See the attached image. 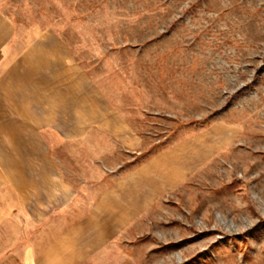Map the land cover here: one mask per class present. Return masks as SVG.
<instances>
[{"label": "rangeland", "instance_id": "1", "mask_svg": "<svg viewBox=\"0 0 264 264\" xmlns=\"http://www.w3.org/2000/svg\"><path fill=\"white\" fill-rule=\"evenodd\" d=\"M0 17L14 122L16 92L29 105L0 264H264V0H0Z\"/></svg>", "mask_w": 264, "mask_h": 264}, {"label": "crops", "instance_id": "2", "mask_svg": "<svg viewBox=\"0 0 264 264\" xmlns=\"http://www.w3.org/2000/svg\"><path fill=\"white\" fill-rule=\"evenodd\" d=\"M12 37L13 33L10 28V24L5 19L0 17V65H11L14 63V58L18 57L16 50L19 47L16 46V49L13 47L11 44L13 42ZM9 81L11 82V80ZM12 91L13 90L9 87L0 86V119L4 117V121L0 122V160L3 161V163L0 164V183L10 182L12 184V177L16 178V182H18L17 178L20 177V183H24V188H27L28 183L26 179H23L22 170L18 167L14 168L8 163L14 160H27L26 152H23L22 146L28 145V138L26 137L28 136V133H26L25 137H23L22 132L20 131V129L28 127L27 124H24L22 119L23 112H28L27 110L29 105L27 95H23V91L16 92L15 94L19 97L25 96V102L22 103L23 100H20L21 104L15 105V113H17L16 116L18 115L20 118L16 117L14 122L12 119L14 115V95ZM23 106L26 108H23ZM19 112L20 115L18 114ZM7 114H10L11 117L9 118ZM10 188H12V185H10Z\"/></svg>", "mask_w": 264, "mask_h": 264}]
</instances>
